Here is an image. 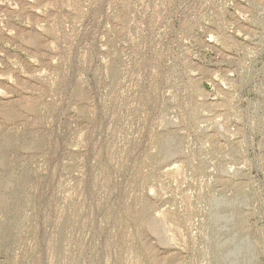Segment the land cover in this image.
Returning a JSON list of instances; mask_svg holds the SVG:
<instances>
[{
	"label": "rangeland",
	"instance_id": "1",
	"mask_svg": "<svg viewBox=\"0 0 264 264\" xmlns=\"http://www.w3.org/2000/svg\"><path fill=\"white\" fill-rule=\"evenodd\" d=\"M0 264H264V0H0Z\"/></svg>",
	"mask_w": 264,
	"mask_h": 264
}]
</instances>
